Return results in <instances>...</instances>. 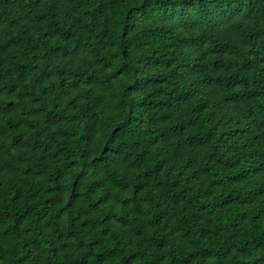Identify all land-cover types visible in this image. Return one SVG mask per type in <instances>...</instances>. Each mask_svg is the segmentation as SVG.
<instances>
[{"label": "trees", "instance_id": "1", "mask_svg": "<svg viewBox=\"0 0 264 264\" xmlns=\"http://www.w3.org/2000/svg\"><path fill=\"white\" fill-rule=\"evenodd\" d=\"M0 264H264V0H0Z\"/></svg>", "mask_w": 264, "mask_h": 264}]
</instances>
